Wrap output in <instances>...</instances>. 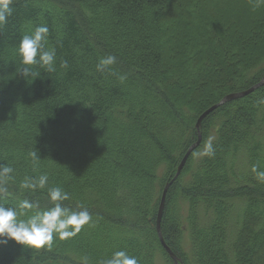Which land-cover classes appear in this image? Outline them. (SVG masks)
<instances>
[{"label":"trees","instance_id":"16d2710c","mask_svg":"<svg viewBox=\"0 0 264 264\" xmlns=\"http://www.w3.org/2000/svg\"><path fill=\"white\" fill-rule=\"evenodd\" d=\"M10 7L0 27V165L14 171L0 205L51 207L47 189L20 186L47 174L48 187L69 193L63 205L91 220L75 236H54L51 249L0 244V264H101L120 250L138 264H174L155 230L162 189L197 138L199 114L263 77L264 6L238 7L245 25L225 0ZM39 25L56 70L36 66L41 75L28 83L16 74L18 44ZM108 55L116 63L97 71ZM209 138L211 157L200 154ZM253 166L264 170V85L203 119L200 143L168 188L161 232L181 264H264V181Z\"/></svg>","mask_w":264,"mask_h":264},{"label":"clouds","instance_id":"9594fccd","mask_svg":"<svg viewBox=\"0 0 264 264\" xmlns=\"http://www.w3.org/2000/svg\"><path fill=\"white\" fill-rule=\"evenodd\" d=\"M14 0H0V27H3L8 18L12 15L10 5ZM253 8L264 6V0H250ZM49 29L46 25L36 26L30 34H25L19 41L18 54L20 64L16 70L21 78L29 83L40 77L41 73L34 70L36 66L45 72L52 73L56 70V49L48 47ZM116 63V57L108 55L99 60L97 71L104 72L111 70L110 66ZM67 62H62V67L67 68ZM126 77L121 75L120 80ZM203 156H213L214 149L212 138H209L204 146ZM33 163H37L40 157L37 150L29 152ZM260 181H264V170L253 166ZM14 169L8 165H0V193L8 192V182L13 179ZM23 189L36 191L47 189V197L52 205L46 209H40L38 202H31L27 199L18 203L16 208L0 205V244H7L9 240L23 246L40 249L42 247L52 248L54 236L60 239H67L75 236L81 228L89 223L91 215L87 209L73 210L63 205L64 201L70 199L68 192L59 186L48 187V175L41 174L38 177L28 176L20 185ZM19 209V210H18ZM34 211L26 219L21 216L27 215L28 211ZM87 258H85V264ZM101 264H138L134 256H129L125 251L120 250L112 254Z\"/></svg>","mask_w":264,"mask_h":264},{"label":"water","instance_id":"95a60500","mask_svg":"<svg viewBox=\"0 0 264 264\" xmlns=\"http://www.w3.org/2000/svg\"><path fill=\"white\" fill-rule=\"evenodd\" d=\"M264 85V75L263 77L255 84H253L252 86H250L247 89L241 90V91H237V92H231L226 94L225 96H223L218 102L212 104L211 106H209L208 108H206L204 111H202L199 116L197 117L196 121H195V131L197 134V138L196 140L187 148V150L184 152L183 156L181 157L175 173L173 175V177L165 183L161 195H160V200L158 203V208H157V214H156V223H155V230H156V234L158 236V240L160 242V245L162 246V248L165 250V252L167 253L168 257L172 260V262L174 264H181L179 259L176 257V255L171 251V249L167 246V244L165 243L163 236H162V232H161V220H162V213H163V209L165 206V200H166V194L168 191V188L170 187L171 183L177 178V176L180 174V172L182 171V168L184 167L188 157L190 156L191 152L198 146V144L200 143L201 140V125H202V121L203 119L212 111H214L215 109H217L218 107H220L221 105L242 98L248 94H250L251 92H253L255 89L259 88L260 86Z\"/></svg>","mask_w":264,"mask_h":264},{"label":"rangeland","instance_id":"374dc122","mask_svg":"<svg viewBox=\"0 0 264 264\" xmlns=\"http://www.w3.org/2000/svg\"><path fill=\"white\" fill-rule=\"evenodd\" d=\"M225 2H226V7L232 12L234 17H236V22H238L240 25H242V24L245 25L248 18L246 19L245 17L241 16L242 14L240 13V11H238V7L239 8L246 7V6L249 7L250 5H252L250 3V0H225ZM247 17H248V15H247ZM162 261H163V259L160 256H158L157 257V263L161 264Z\"/></svg>","mask_w":264,"mask_h":264}]
</instances>
